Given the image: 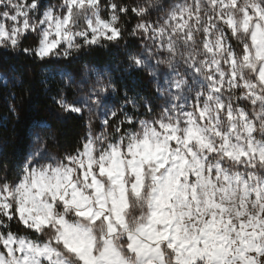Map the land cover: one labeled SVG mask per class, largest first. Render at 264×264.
Here are the masks:
<instances>
[{"label": "clouds", "instance_id": "obj_1", "mask_svg": "<svg viewBox=\"0 0 264 264\" xmlns=\"http://www.w3.org/2000/svg\"><path fill=\"white\" fill-rule=\"evenodd\" d=\"M0 50L83 125L0 158V264H264V0H0Z\"/></svg>", "mask_w": 264, "mask_h": 264}, {"label": "trees", "instance_id": "obj_2", "mask_svg": "<svg viewBox=\"0 0 264 264\" xmlns=\"http://www.w3.org/2000/svg\"><path fill=\"white\" fill-rule=\"evenodd\" d=\"M131 47H136L135 42H131ZM118 51L113 49L105 54L98 50L91 56L90 63L107 64L111 68L114 60L107 59L106 55L111 57ZM0 62L14 78L9 85L0 82V158L9 160L13 166L21 162L28 153L31 137L36 130L45 132L47 136L55 133L61 149L70 147L83 132L81 117L71 113L61 116L50 105L53 103L51 96L58 95V75L53 71L57 67L66 69L72 66L58 61L36 63L25 54L13 56L2 50ZM76 69L79 67L72 68V71ZM115 82L130 94L139 91L153 100L157 98L152 96L147 77L139 71L117 76ZM46 84L50 85L47 89ZM68 95L71 98L70 92Z\"/></svg>", "mask_w": 264, "mask_h": 264}, {"label": "rangeland", "instance_id": "obj_3", "mask_svg": "<svg viewBox=\"0 0 264 264\" xmlns=\"http://www.w3.org/2000/svg\"><path fill=\"white\" fill-rule=\"evenodd\" d=\"M45 2H47V0H42V6H43V4ZM62 70H64V69H60V68L57 67V68H55V70L53 72H55L59 76V74H60V72ZM0 72H3L4 73V77H6V79L4 77H0V82L2 84L9 85V84H11V82L14 81V78H12V74L9 73L8 69L5 68V66L3 65L2 62H0ZM74 73H75V75L77 77H79V75H80V69H76V71H74ZM147 79H148V82H149V84L151 86V80L149 78H147ZM121 99H123V97L122 98H117V97H113L112 95H108L106 98H104V100L102 102L103 107L105 108V110H107V108L108 107H111V106L118 107L120 105ZM156 99H158V97ZM126 110L129 111V112L132 111V109L130 107H126ZM42 126L43 125H40V127H42ZM39 129H42V128H39ZM42 136L46 137L47 134L45 132L37 131V130L33 133L32 137H31V140H30V143H29L28 152H29L30 147L32 145V138L35 137V138L39 139Z\"/></svg>", "mask_w": 264, "mask_h": 264}]
</instances>
